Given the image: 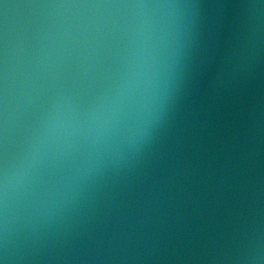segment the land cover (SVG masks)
Segmentation results:
<instances>
[{"label": "water", "instance_id": "1", "mask_svg": "<svg viewBox=\"0 0 264 264\" xmlns=\"http://www.w3.org/2000/svg\"><path fill=\"white\" fill-rule=\"evenodd\" d=\"M0 264H264V0H0Z\"/></svg>", "mask_w": 264, "mask_h": 264}]
</instances>
